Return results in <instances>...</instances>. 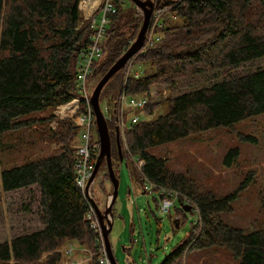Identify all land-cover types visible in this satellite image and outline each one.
Returning <instances> with one entry per match:
<instances>
[{
  "label": "trees",
  "instance_id": "16d2710c",
  "mask_svg": "<svg viewBox=\"0 0 264 264\" xmlns=\"http://www.w3.org/2000/svg\"><path fill=\"white\" fill-rule=\"evenodd\" d=\"M80 1L0 0V139L16 129H31L39 120L50 124L57 118L55 108L79 95L80 52L89 47L93 34L90 21L83 19ZM160 2L158 6L171 7L182 23L169 26L165 19L161 38L135 54L101 93L102 100L107 97L115 104L124 91L132 94L154 84L177 85L176 81L184 80L197 84L194 90L168 98L167 114L157 119L140 117L125 132L128 150L140 163L139 168L134 163V171L143 188L145 180L158 188H173L199 208L198 221L192 224L188 236L159 264H184L191 249L206 244L230 248L239 264H264V229L245 232L224 224L220 213L232 208L229 197L218 199L212 192H202L197 182L170 170L165 158L149 151L264 112V68L230 75L232 68L264 57V0ZM126 3L114 1L105 55L94 74L103 76L137 38L143 15L134 3ZM132 61L149 65L151 70L145 69L140 76L128 74ZM210 74L228 77L207 84L204 76ZM107 86L113 92L103 95ZM85 105L81 104L82 109ZM154 106L146 105L143 113H153ZM39 110L48 114L42 118L23 117ZM114 124L115 129L108 123L112 140L116 136ZM80 133L73 121L60 119L56 128L49 127L42 137V142H57L52 151L2 167L3 190L33 185L39 188L43 228L1 242L0 264H60V246L66 240H77L97 250L98 234L85 218L88 200L76 182L78 148L73 143ZM112 160L116 166L121 161L115 139ZM105 176L110 178L108 171ZM44 253L47 256L43 257ZM90 264H98L97 257Z\"/></svg>",
  "mask_w": 264,
  "mask_h": 264
},
{
  "label": "rangeland",
  "instance_id": "374dc122",
  "mask_svg": "<svg viewBox=\"0 0 264 264\" xmlns=\"http://www.w3.org/2000/svg\"><path fill=\"white\" fill-rule=\"evenodd\" d=\"M125 1L126 6L133 4L131 0ZM137 9L138 12L143 13L140 8ZM81 12L83 19L86 20L83 11ZM164 19H168L169 26L182 23L180 19L172 20L170 15H164ZM261 68H264V57L232 68L230 75H242ZM145 69L151 70L149 65L135 62L133 71ZM101 77L100 73L89 75L86 85L90 96ZM224 77L228 76L210 74L204 76V79L207 84H213ZM176 83L177 85L158 84L161 88L169 86L171 92L168 90L166 95L155 93L152 103L155 105L153 113L147 115L143 110H139L143 119H157L167 114L170 111L168 98L198 88L197 84L190 83L189 80L176 81ZM152 88L158 89V86L154 84ZM110 92L112 93L113 90L107 86L103 95H109ZM100 102L103 107L109 99L104 97L102 100L100 97ZM60 107L55 108L54 114L57 118L50 124L39 120L31 129H16L1 137L0 173L4 165H12L44 154L58 145L57 142H42V137L48 133L49 127L56 128L58 120L70 119L75 123L74 117H76V114L69 116L60 113L64 111V108ZM110 113L112 114L111 111ZM47 114V111L39 110L23 117L42 118ZM128 118H131V114ZM114 119L115 115L112 114L107 121L115 129ZM126 130L127 128L124 132L123 130L120 132L122 154L126 157L117 166L116 161L113 163L119 179V191L113 206V228L109 239L117 264H159L173 247L188 236L192 224L199 218V213L192 209L184 215L185 211L179 210L181 208L179 200L169 212L161 210L158 187L145 180L148 184L145 190L137 180L134 163L138 159L136 157L133 159L128 150ZM114 139L116 145V136ZM91 140L92 142L99 140L96 123L91 130ZM79 142L80 137H77L73 145L77 147ZM149 151L157 157L165 158L166 167L170 170L197 182L202 192H212L218 199L229 197L232 208L220 213L224 224L243 229L245 232L264 229V112L231 126L210 128L154 146ZM136 165L140 167V163ZM107 171V163L104 161L92 184L94 200L102 211H105L109 204L114 189L111 179L105 176ZM39 196V188L36 185L13 191L3 190L0 176V243L43 228L40 221ZM175 219L179 220L178 228H175ZM203 240L207 243L205 238ZM66 250L71 251L68 253ZM60 251L62 254L60 264L62 262L90 264L97 256V250L94 251L77 240H66L60 246ZM45 256L47 253L43 254V257ZM184 264H239V260L226 246L206 244L191 249L184 259Z\"/></svg>",
  "mask_w": 264,
  "mask_h": 264
},
{
  "label": "built area",
  "instance_id": "2783aa9c",
  "mask_svg": "<svg viewBox=\"0 0 264 264\" xmlns=\"http://www.w3.org/2000/svg\"><path fill=\"white\" fill-rule=\"evenodd\" d=\"M114 1L115 0H81L79 3V8L83 11L85 19L90 21L93 34L89 47L80 52L78 62V84L80 96L78 95L71 101L62 104L64 106L70 105V107H66L63 112H60L62 114H69V116H74L76 114L74 121L81 130L80 142L77 145L78 158L76 162V182L88 200L89 208L85 218L90 222L91 227L98 234L99 239L96 252L98 264H112V262L107 251L103 230L96 209L91 200L94 199L92 193V184L94 181L91 183H89V181L100 153V143L98 144L96 141L92 142L91 140V130L96 121L94 109L90 101L91 96L88 93L86 82L89 75L95 72L97 63L105 55V37L107 34V27L110 23L109 14L112 11H115ZM123 1L124 0H118V3H123ZM171 13V7H155L151 16L145 44L140 51L144 50L147 46L153 45L161 38V29L166 24L164 15H170L172 20L177 19V15ZM99 15L100 17H98ZM133 67L134 62L132 61L128 68V74H135V76L142 75V71H133ZM156 85L158 86V89L152 88V85L148 90L142 92L132 94L127 93L126 91L122 92L120 98L115 104H110V102H108L103 107L101 106L104 114H106V118L110 119L112 114H114V121L117 123V128L120 132L122 130L124 132L125 128L128 129L139 121L142 114L139 113V110H143L146 105L153 103L155 93H157V95H166L168 90L170 91L169 86L161 88L160 85ZM82 103L86 104L84 109H81ZM60 106H58V109ZM128 113L131 114V118H128ZM144 185L146 190L148 184L144 183ZM158 190L160 192V208L162 211L169 212L172 206H175V202L179 200L181 203V209L183 203H189L192 205V209L199 213V208L187 196H184L179 191L164 186L159 187ZM193 205H195L194 208ZM109 218L111 217L109 216ZM196 220L198 221V218ZM70 251L71 250H66L68 253ZM62 264L64 263L62 262Z\"/></svg>",
  "mask_w": 264,
  "mask_h": 264
},
{
  "label": "water",
  "instance_id": "95a60500",
  "mask_svg": "<svg viewBox=\"0 0 264 264\" xmlns=\"http://www.w3.org/2000/svg\"><path fill=\"white\" fill-rule=\"evenodd\" d=\"M138 8L142 10L143 14V23L140 28V31L137 35L136 40L131 44V46L125 51L123 55H121L113 64L112 66L107 70V72L101 77V79L98 81L96 87L94 88L92 95L90 97L91 104L94 109L95 113V121L99 133V140H100V153L96 161V166L93 171V174L90 178L89 183L95 180V177L98 173V170L102 164L103 161H106L109 177L113 183V192L111 193V199L109 200V204L106 206L105 211H102L99 208V205L94 199L92 200V203L96 209L102 230H103V236L105 240V244L107 247V251L109 254V257L111 259L112 264H117V261L115 259L112 245L109 239L110 232L113 228V206L115 204V201L118 196L119 191V179L116 175L114 166H113V160H112V139L109 131L108 121L107 118L101 108L100 103V97L103 88L105 85L109 82V80L120 70H122L130 61V59L137 54L144 46L147 31L150 25L151 16L156 6H158L161 2L160 0L154 1V0H131ZM165 4V2H163ZM116 145L118 148V152L120 155L121 161H123V154H122V147H121V136H120V130L116 127ZM182 209L185 212L192 211V205L189 203H183ZM109 216L111 218H109ZM176 226H179L178 219H175Z\"/></svg>",
  "mask_w": 264,
  "mask_h": 264
},
{
  "label": "bare ground",
  "instance_id": "6f19581e",
  "mask_svg": "<svg viewBox=\"0 0 264 264\" xmlns=\"http://www.w3.org/2000/svg\"><path fill=\"white\" fill-rule=\"evenodd\" d=\"M61 107H62V108H66V107H70V105H69V106H64V105H63V106H61ZM61 107H60V108H61Z\"/></svg>",
  "mask_w": 264,
  "mask_h": 264
},
{
  "label": "flooded vegetation",
  "instance_id": "af4514ba",
  "mask_svg": "<svg viewBox=\"0 0 264 264\" xmlns=\"http://www.w3.org/2000/svg\"><path fill=\"white\" fill-rule=\"evenodd\" d=\"M186 214V212H184V215Z\"/></svg>",
  "mask_w": 264,
  "mask_h": 264
}]
</instances>
